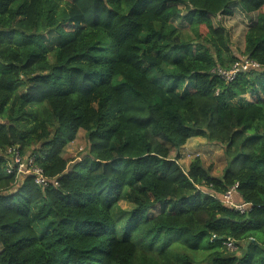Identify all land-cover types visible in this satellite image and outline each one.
Listing matches in <instances>:
<instances>
[{
  "label": "trees",
  "instance_id": "trees-1",
  "mask_svg": "<svg viewBox=\"0 0 264 264\" xmlns=\"http://www.w3.org/2000/svg\"><path fill=\"white\" fill-rule=\"evenodd\" d=\"M244 58L231 83L210 73ZM191 138L223 146L221 176L178 163ZM14 147L49 184L0 153V264H264V0H0ZM235 184L246 214L220 201Z\"/></svg>",
  "mask_w": 264,
  "mask_h": 264
},
{
  "label": "built area",
  "instance_id": "built-area-1",
  "mask_svg": "<svg viewBox=\"0 0 264 264\" xmlns=\"http://www.w3.org/2000/svg\"><path fill=\"white\" fill-rule=\"evenodd\" d=\"M253 67H257V64L254 61L244 58L242 62L233 64L230 69L216 67L212 69L210 73L224 83H231L238 75L245 73ZM0 153L6 154L10 157V162L7 168L8 174L15 172L18 177L31 175L34 178L35 184L42 188L46 187L49 183L43 174V170L35 165L34 158L31 155L22 154L18 147L9 148L4 152L0 150ZM54 184L57 185L56 183ZM236 196H238L237 184L233 185L225 193H223L220 197V201L230 209L237 211L239 214L248 213L250 210L249 205L235 201ZM223 245L226 250H236V245L233 240H227L223 243Z\"/></svg>",
  "mask_w": 264,
  "mask_h": 264
},
{
  "label": "rangeland",
  "instance_id": "rangeland-1",
  "mask_svg": "<svg viewBox=\"0 0 264 264\" xmlns=\"http://www.w3.org/2000/svg\"><path fill=\"white\" fill-rule=\"evenodd\" d=\"M235 53V52H234ZM51 60V58H50ZM250 101V96L246 95L243 100ZM87 141L83 131H79L76 139L70 143L63 151V157L69 160H75L80 158L86 151ZM180 158L178 163L186 170L189 162L196 156L202 160L204 168L211 170V175L214 177L221 176L227 160L223 153V146L208 143L202 138H191L186 144L179 150ZM175 153H171V157H174ZM119 206L124 209H128V205L121 201ZM48 223L37 226V230L45 229ZM205 257V253L193 254L192 258L195 261H201Z\"/></svg>",
  "mask_w": 264,
  "mask_h": 264
},
{
  "label": "crops",
  "instance_id": "crops-1",
  "mask_svg": "<svg viewBox=\"0 0 264 264\" xmlns=\"http://www.w3.org/2000/svg\"><path fill=\"white\" fill-rule=\"evenodd\" d=\"M190 140H191V139H189L188 141H190ZM235 201H237V202H238V198H237V197L235 198Z\"/></svg>",
  "mask_w": 264,
  "mask_h": 264
},
{
  "label": "clouds",
  "instance_id": "clouds-1",
  "mask_svg": "<svg viewBox=\"0 0 264 264\" xmlns=\"http://www.w3.org/2000/svg\"><path fill=\"white\" fill-rule=\"evenodd\" d=\"M47 180H48V179H47ZM48 184H49V183H48ZM48 184H47V185H48ZM54 185H55V184H54ZM37 186H38V185H37ZM55 186H57V185H55ZM41 188H42V187H41ZM43 188H45V187H43Z\"/></svg>",
  "mask_w": 264,
  "mask_h": 264
},
{
  "label": "water",
  "instance_id": "water-1",
  "mask_svg": "<svg viewBox=\"0 0 264 264\" xmlns=\"http://www.w3.org/2000/svg\"><path fill=\"white\" fill-rule=\"evenodd\" d=\"M248 218V216L246 215V219Z\"/></svg>",
  "mask_w": 264,
  "mask_h": 264
}]
</instances>
